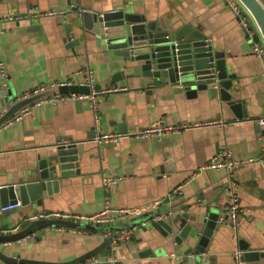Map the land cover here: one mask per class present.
Instances as JSON below:
<instances>
[{
    "label": "crops",
    "instance_id": "obj_1",
    "mask_svg": "<svg viewBox=\"0 0 264 264\" xmlns=\"http://www.w3.org/2000/svg\"><path fill=\"white\" fill-rule=\"evenodd\" d=\"M7 1L0 3V17L30 11L42 15L0 22V61L6 70V75L0 72V114L15 98L36 88L78 77L83 80L84 75H77L82 66L90 67L101 88L117 87L106 85L117 68L111 61L112 51L102 49L99 38L89 32L85 36L79 28L82 33L75 36L80 42L68 44L60 15L50 14L56 11L58 0H19L18 5H13L16 0ZM75 1L81 9L100 13L132 9L148 11L150 18L191 24L225 53L228 72L234 74L233 94L243 102L241 113L247 116H236L220 96L213 97L207 91L177 90L174 84L136 76L120 80L117 91L99 94L97 111L87 99L32 105L22 119L13 118L0 127V186L28 181L37 155L60 141L77 142L75 170L79 172L61 178L41 202H27L11 213L0 208V229L19 226L20 230L25 222L34 220L32 216L41 214L66 216L80 220L81 225L43 227L39 231L45 234L40 239L33 233L0 242V249L25 258L68 261L103 244L106 230L126 224L115 212L110 213L117 219L112 224H89L94 216L106 208L150 207L158 199L162 202L157 207H180L178 213L190 211L205 218L208 212H216L226 217L228 172L224 168L199 171L200 166L223 151L232 158L259 155L264 130L257 122L264 115L263 62L253 52L251 39L234 12L224 0ZM261 2L264 5V0ZM10 8L16 9L12 12ZM35 25H40V30L30 29ZM157 119L180 129L167 131L161 138L136 135ZM109 133L119 134L116 141L95 140ZM106 176L124 179L105 186ZM236 180L239 225L235 229L229 221L218 222L197 264H234L236 249L244 251V264H264V167L257 161L246 163L237 170ZM180 186L183 194L169 197ZM197 198L202 201L197 202ZM160 217L159 213L141 217L149 223L141 225L128 243L110 240V245L94 256L119 264H175L187 245L176 249L172 236H165L151 224ZM146 250L151 253L143 255Z\"/></svg>",
    "mask_w": 264,
    "mask_h": 264
},
{
    "label": "water",
    "instance_id": "obj_2",
    "mask_svg": "<svg viewBox=\"0 0 264 264\" xmlns=\"http://www.w3.org/2000/svg\"><path fill=\"white\" fill-rule=\"evenodd\" d=\"M240 1L250 11L264 36V5L261 0ZM0 3H8V1L0 0ZM13 3H15L13 5L20 4L19 0ZM54 7L56 11H65L60 15L59 24L63 26L65 38L70 46L80 42V38L75 35L81 32L79 28H83L84 35L88 32L94 34L99 38L102 49L112 51L111 61L117 70L107 80V86L112 84L118 86L120 80L130 76L161 80L166 84H174L177 90H200L209 92L213 97L220 96L236 116H247L246 112L241 113L243 102L233 94L234 74L228 72L225 53L215 47L205 34L196 30L191 24L171 22L163 17L150 18L148 11L114 9L102 13L95 12L81 9L79 2L76 3L75 0H58ZM15 9L10 8V11L13 12ZM67 9L70 10L68 16ZM40 27L35 25L30 26V29L38 31ZM95 88H101L97 81ZM90 91L89 86L75 83L53 85L28 96L17 97L0 114V126L25 107L49 96L67 93L87 94ZM78 160L77 142L60 141L43 155L38 154L36 163L31 167V176L28 181L0 186V208L22 201L14 208L3 210V213L21 210L23 204L27 202H41L45 193L54 191L61 178L79 172L75 170L78 167ZM176 209L163 205L136 218L159 213L161 217L153 219L151 224L165 236L171 235L176 249L182 244L187 245L182 252V259L175 264H197L206 252L220 215L216 212H208L205 218H201L198 213L194 214L190 211L168 215L171 210ZM132 220L125 219L124 222ZM89 224L108 225V223L94 220L89 221ZM80 225V220L69 219L66 216L34 219L16 232L0 234V242L16 241L33 233L36 239H40L45 234L44 230L39 231L43 227L76 226L79 228ZM110 243V239L106 238L100 246L68 261L25 258L21 254L11 255L2 249H0V260L3 264H75L100 253ZM148 252L151 253L150 250H146L142 254L149 255ZM97 264H119V262L103 260Z\"/></svg>",
    "mask_w": 264,
    "mask_h": 264
},
{
    "label": "built area",
    "instance_id": "obj_3",
    "mask_svg": "<svg viewBox=\"0 0 264 264\" xmlns=\"http://www.w3.org/2000/svg\"><path fill=\"white\" fill-rule=\"evenodd\" d=\"M226 4L231 8V10L234 12L235 16L241 23L242 27L246 31L247 35L251 39V44L253 48V52L255 53L256 56L261 58L264 66V36L262 32L260 31L259 27L255 23L250 11L247 9V7L240 1V0H224ZM65 11L60 10V11H53L50 12V14H59L62 15L64 14ZM42 13L40 12H26L23 14H11V15H6V16H1L0 17V22L2 21H7V20H16V21H21V20H28L33 17H38L41 16ZM0 72L2 75H6V70L4 67V63L0 61ZM84 75V79H80L79 77V82L76 81H63V82H58L54 85H68V84H83L87 85L90 87L91 91L90 93H67V94H55L52 96H49L43 100L37 101L35 104H40L42 102H51L53 104H57L58 102H66L68 100H82V99H87L90 101L91 106L97 111L98 110V95L99 94H105L107 92L111 91H117L121 88L117 87H105V88H95V83L96 80L94 78V75L92 73V70L90 67H85L82 66L80 69L77 70V75ZM44 87H39L31 92L24 94L23 96H28L32 93L39 92L40 90L44 89ZM21 96V97H23ZM20 97V98H21ZM32 105L25 107L22 109L18 114H16L13 118L16 120L22 119L25 115L30 113V108ZM13 118L9 119L5 123H3L0 127L2 126H7ZM98 119V116H96ZM257 122L259 125L264 126V115L259 117L257 119ZM187 124L183 125L186 126ZM179 126H172V125H167L164 123V119H157L154 122H152L151 126L144 128L142 130H139L136 132V135L140 137H147L150 135H156L158 138H161L165 132L167 131H176L179 130ZM118 133H109V134H102L97 137H95V140L98 142H108V141H116L118 138ZM262 137H263V147L259 155L257 156H252L249 158H232L229 153L226 151H223L222 153L217 154L216 156H213L207 163L204 165L200 166L199 171H203L205 169H220L224 168L228 172L229 176V182L226 185L227 191L229 194V201L228 204L225 206V210L227 212L226 217H219L218 222L223 223L225 221H229L235 229L239 225V214L241 212V206H240V196L238 193V182L236 180V172L237 170L244 164L246 163H251V162H259L262 164L264 167V130L262 132ZM124 179V176H118V177H103V184L105 186H109L111 184H116L120 180ZM183 194V191L181 189V186L178 188H175L170 192L169 197L173 196H181ZM201 198H197V202H201ZM162 202L161 199L156 200L152 206L146 207V208H106L104 212L101 214L94 216L92 220L96 222H104L108 224H112L117 221L114 215L110 214L111 212H115L119 214V217L121 219H127L131 220L126 224L120 225L118 228L115 229H108L104 232L105 238H109L112 243H128L132 236L136 233V231L139 229L141 225H147L149 223V219H144L140 218L137 219L136 217L138 216H143L145 213L151 211L155 207H157L160 203ZM20 202L14 203V204H9L7 206H2L1 209H9V208H14L18 206ZM178 210H171L168 215H174ZM183 211V209L181 210ZM50 214H41L39 216H32L30 219H35V217H50ZM19 226L13 229H8V230H2L0 229V234H7L11 233L13 231L18 230ZM99 262H103V259L100 258L99 256H91L83 259L82 261L75 263V264H97ZM244 251L241 249H236L234 252V264H244Z\"/></svg>",
    "mask_w": 264,
    "mask_h": 264
},
{
    "label": "trees",
    "instance_id": "obj_4",
    "mask_svg": "<svg viewBox=\"0 0 264 264\" xmlns=\"http://www.w3.org/2000/svg\"><path fill=\"white\" fill-rule=\"evenodd\" d=\"M27 224H28V223H27V222H25V223L23 224V226L25 227Z\"/></svg>",
    "mask_w": 264,
    "mask_h": 264
}]
</instances>
